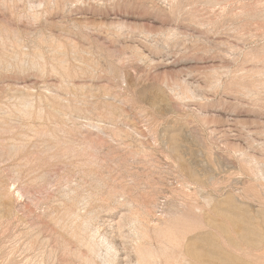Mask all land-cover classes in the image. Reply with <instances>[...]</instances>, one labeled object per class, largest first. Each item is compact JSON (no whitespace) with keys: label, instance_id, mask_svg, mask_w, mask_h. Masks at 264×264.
<instances>
[{"label":"rangeland","instance_id":"374dc122","mask_svg":"<svg viewBox=\"0 0 264 264\" xmlns=\"http://www.w3.org/2000/svg\"><path fill=\"white\" fill-rule=\"evenodd\" d=\"M138 262L264 264V0H0V264Z\"/></svg>","mask_w":264,"mask_h":264},{"label":"bare ground","instance_id":"6f19581e","mask_svg":"<svg viewBox=\"0 0 264 264\" xmlns=\"http://www.w3.org/2000/svg\"><path fill=\"white\" fill-rule=\"evenodd\" d=\"M119 237V236H118ZM113 248V247H112ZM137 264H141L140 262H138Z\"/></svg>","mask_w":264,"mask_h":264}]
</instances>
